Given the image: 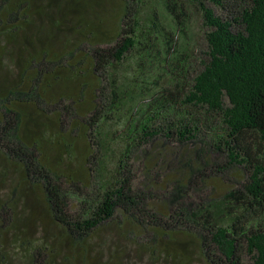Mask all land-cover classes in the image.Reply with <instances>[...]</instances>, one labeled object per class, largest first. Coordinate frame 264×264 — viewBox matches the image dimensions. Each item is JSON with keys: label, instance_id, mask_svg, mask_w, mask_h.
<instances>
[{"label": "trees", "instance_id": "trees-1", "mask_svg": "<svg viewBox=\"0 0 264 264\" xmlns=\"http://www.w3.org/2000/svg\"><path fill=\"white\" fill-rule=\"evenodd\" d=\"M106 1L0 0V150L17 162L11 177L37 188L17 211L22 224L0 231V264L12 231L26 264H135V251L165 264H246L244 254L264 264V0H164L180 31L192 13L208 29L201 67L190 71L194 50H171L160 91L146 73L118 72L152 33L134 27L130 0H118L114 27L104 13L97 21ZM227 5L235 14L214 10ZM53 45L78 89L50 113L42 87L56 77L43 63ZM30 209L44 216L41 242Z\"/></svg>", "mask_w": 264, "mask_h": 264}, {"label": "rangeland", "instance_id": "rangeland-1", "mask_svg": "<svg viewBox=\"0 0 264 264\" xmlns=\"http://www.w3.org/2000/svg\"><path fill=\"white\" fill-rule=\"evenodd\" d=\"M131 4L134 7V10L136 12V16L138 17V20L141 21L139 25L136 26L134 22L132 24L135 28H137L139 31H141L142 35L144 34V37L147 36V34H150V31L152 35H150L149 40H144L143 43H140L132 50V52L129 54V56L121 63V68L118 70V72H126V78L128 76H134L137 77L139 73L145 74L146 77L143 80H146L148 84H150L153 88V90L160 91L162 87L168 86V78L167 73L166 76L164 74L165 72V60L166 56H169L170 51H174L176 54L177 51H187L190 55L189 50H194L196 52V55L193 56V58L190 59V71L192 72L193 69H197L201 67V60L204 58L205 54L204 51L207 49V41L205 39V32L207 31V27L203 25L201 22V18L196 13H192L190 15L192 26L190 29L187 30H179V27H176V20L172 19L167 12L165 6H164V0H130ZM118 4V0L116 1H106V4L103 3V6L98 5V7L101 9V14L98 17L97 21L103 22L104 18L102 14L104 13V16L106 17V23L110 22L113 23V27L117 21V13L114 12V7L116 8ZM214 10L216 13L219 14H227V15H233L237 11V8L233 6L227 5L225 8L220 6H214ZM120 22V21H119ZM94 27V25H92ZM112 28V27H111ZM187 30V31H186ZM113 32V29H112ZM97 36V35H96ZM172 42V48H170L168 42ZM79 45V43H78ZM54 51L52 53V56L45 60L43 63V66L48 67L49 69H54L55 77L56 79L52 81V77H50V80L52 82L43 84L42 92H45L46 94L52 95V102L54 103L52 106L49 105V111L50 113L53 111V109L60 103L61 97L63 93H70L73 95H76L78 85L76 87L71 86V82L69 83L68 79V72L69 67L66 66V63L68 61L67 54H62L59 52V47L55 48L54 45L52 46ZM169 47V52L168 48ZM88 49V46L86 47ZM85 46L83 49H85ZM78 46L74 47L72 51L77 50ZM80 47V52L84 51ZM151 52V55H149V52ZM83 53V52H82ZM85 53V52H84ZM146 56L143 59H141V56ZM167 61V60H166ZM39 62H33L32 64L35 66ZM70 64V63H69ZM68 64V65H69ZM71 65V64H70ZM42 66V65H40ZM168 66V65H167ZM167 72V67H166ZM134 73L136 75H134ZM140 80L142 78L138 77ZM122 80H124L123 77H121ZM7 80V78H6ZM6 80L4 83H0V89L7 86ZM142 80V82H143ZM155 80H158L157 82ZM29 81L26 80L25 86H27V83ZM156 82V83H155ZM138 91V90H137ZM139 92V91H138ZM144 99L142 94L139 92V94L135 95V98L137 100H140L139 98ZM136 102H139L137 101ZM75 101L79 104L81 102L80 99L75 97ZM17 102L16 100L13 102V104ZM130 105V104H129ZM127 109V107H126ZM64 120L66 119L65 113L63 114ZM77 117V116H76ZM78 118V117H77ZM66 123V129H69L71 127V123L73 119L69 118L67 119ZM73 126V123H72ZM105 136L107 139H110L111 144H113V147H109V150H112L110 154L108 155L110 157H113L112 153H117L119 150V144L116 141L115 136V128L113 123H110V128L108 126L105 127ZM112 160V159H110ZM10 162L12 163V166L16 167L17 162L15 160H12L8 154H5L2 150H0V231L3 232L4 228L7 226L6 223L10 222L8 225V228H11L12 230H16L20 223L22 224V221L20 220V217H22L21 212H18L21 207L23 201L28 203L29 205L35 204L36 195H34L33 190L37 189L35 186L31 185L30 182H28L27 177H24L23 179L18 178L16 174L12 176V172L10 171ZM6 163L8 166H6ZM3 165V166H2ZM113 166L112 161H109L108 168L111 169ZM4 167V168H3ZM9 167V168H8ZM7 168L9 170H7ZM3 171L7 172V175L2 174ZM175 178V174L172 172H168L167 176L164 177L163 181L160 183L161 190H163L166 186H169L173 183V180ZM19 199L21 200L19 202ZM31 208V207H30ZM31 210V209H30ZM28 210V222L32 225L33 231V241L35 242H41L42 239H44V231L42 230V227L45 223L44 216L41 213H38V211L34 210ZM40 223H42L41 227H38L37 220L40 219ZM36 220V224L34 222ZM44 222V223H43ZM6 231V230H5ZM4 231V233H5ZM3 234V233H1ZM16 235V232H7L4 235V241H3V247H4V264H26L27 262L24 261V252L22 251L20 247V241L14 239ZM110 235L108 232L101 233L99 235V238L103 240H108V237ZM16 240V241H15ZM99 242L100 240H95ZM106 242V241H105ZM1 244V243H0ZM135 249V247L133 248ZM135 264H165L163 261H155L150 259L149 255L140 253V251L133 252V256H129L128 258ZM243 259L246 264H252L253 260L250 255L244 254ZM204 264V263H200Z\"/></svg>", "mask_w": 264, "mask_h": 264}]
</instances>
